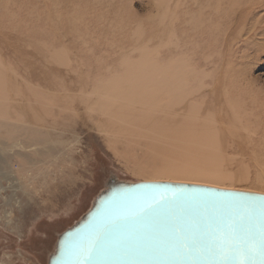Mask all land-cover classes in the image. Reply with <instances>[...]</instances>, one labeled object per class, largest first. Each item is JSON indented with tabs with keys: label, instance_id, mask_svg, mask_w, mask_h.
<instances>
[{
	"label": "rangeland",
	"instance_id": "obj_1",
	"mask_svg": "<svg viewBox=\"0 0 264 264\" xmlns=\"http://www.w3.org/2000/svg\"><path fill=\"white\" fill-rule=\"evenodd\" d=\"M113 177L264 193V0H0V264Z\"/></svg>",
	"mask_w": 264,
	"mask_h": 264
},
{
	"label": "water",
	"instance_id": "obj_2",
	"mask_svg": "<svg viewBox=\"0 0 264 264\" xmlns=\"http://www.w3.org/2000/svg\"><path fill=\"white\" fill-rule=\"evenodd\" d=\"M48 264H264V193L113 177Z\"/></svg>",
	"mask_w": 264,
	"mask_h": 264
},
{
	"label": "bare ground",
	"instance_id": "obj_3",
	"mask_svg": "<svg viewBox=\"0 0 264 264\" xmlns=\"http://www.w3.org/2000/svg\"><path fill=\"white\" fill-rule=\"evenodd\" d=\"M172 140V139H171ZM206 145V144H205ZM215 147H216V144H215ZM214 150V149H213ZM216 150V149H215ZM216 152V151H215ZM154 179V178H153ZM170 179V178H169ZM159 180V179H158ZM158 180H152V181H154V182H176V183H189V184H199V185H206V186H212V187H218V188H223V189H230V187L229 188H227L226 186H224V185H214V184H209V183H202V182H200V180H188V181H184V182H182V181H175L174 179L172 180V179H170V180H167L166 181V179H165V181L163 180V181H158ZM162 180V179H161ZM179 180V179H178ZM185 180V179H184ZM150 181V180H149ZM217 183V182H216ZM232 188H234V187H232ZM235 190V189H234ZM239 190V189H238ZM244 191V190H243ZM246 191V190H245ZM247 191H249V190H247ZM252 192V191H251ZM254 192V191H253ZM50 257V256H49Z\"/></svg>",
	"mask_w": 264,
	"mask_h": 264
}]
</instances>
